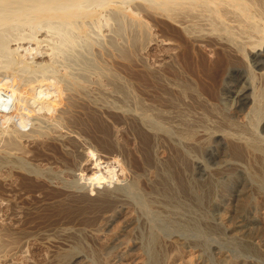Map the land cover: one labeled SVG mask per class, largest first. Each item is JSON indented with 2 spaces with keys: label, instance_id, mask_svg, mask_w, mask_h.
Wrapping results in <instances>:
<instances>
[{
  "label": "rangeland",
  "instance_id": "1",
  "mask_svg": "<svg viewBox=\"0 0 264 264\" xmlns=\"http://www.w3.org/2000/svg\"><path fill=\"white\" fill-rule=\"evenodd\" d=\"M136 2L144 5L141 0L129 5ZM127 6L120 7L123 34L115 31L120 27L110 21L114 34L110 27L102 26L101 34H93L96 39L90 40L88 50L92 53L81 50L85 46L80 48L81 54L94 61L87 60L82 67L74 64L70 70L78 74L86 67L85 74L92 81H85L86 75L83 79L81 74H72L84 90H72L77 97L71 90L65 91L72 98L63 97L59 110L51 114L60 115L58 120L41 129L43 132L18 139L11 148H6L5 138H1L0 237H5L0 241L20 264H58L56 254L72 252L70 248L76 244L80 248L76 254L73 250L64 264H169L171 252L178 251L171 264H264V191L253 189L257 187L251 183L256 155L242 148L237 154L243 155H235L227 141L233 135L258 136L254 139L264 147V121H259L251 98L241 110L232 111L225 95V82L239 78L252 86L264 111V80L257 69L248 74L247 57L230 64L218 46L196 42L167 19L145 14L136 5ZM126 20L132 24L129 29ZM131 26L139 37L129 33ZM107 34L118 39L117 44L109 41L113 47L106 42ZM163 40L172 45L160 46ZM114 45L119 48L114 50ZM94 63L98 69L90 65ZM230 65L237 68L229 70ZM110 73L116 78H110ZM245 95L251 97V89ZM6 98L1 99V106ZM21 126L22 133L28 134L31 124ZM252 132L256 135L251 136ZM218 149L223 152L220 157L209 155ZM86 157L98 165L83 173L79 169L86 167ZM149 171L152 174L148 175ZM165 176L168 194L174 198L160 193ZM100 177L98 184L95 179ZM180 182L188 191L181 190ZM233 183L232 193L242 186L250 188L248 201L228 213L229 226L215 229L211 226L220 220L219 206ZM103 191L119 194L127 208L110 205L103 200ZM246 211L249 222L238 226L237 214ZM10 241L14 245H9ZM14 246H22L23 257Z\"/></svg>",
  "mask_w": 264,
  "mask_h": 264
},
{
  "label": "bare ground",
  "instance_id": "2",
  "mask_svg": "<svg viewBox=\"0 0 264 264\" xmlns=\"http://www.w3.org/2000/svg\"><path fill=\"white\" fill-rule=\"evenodd\" d=\"M133 1L135 0H0V102L3 97L7 96L6 98L7 102L3 104V106L0 105V143L2 141L3 142L6 141L4 143L6 145L5 147L11 148L13 147L15 141H17L18 139L19 140L23 139L24 137L29 136V134L31 133L33 135V133L36 134L40 131L43 132L41 129L47 128L48 126L54 124L53 121L58 120L57 117L60 115L55 114V116H52L51 114L54 113L56 109H57L56 111L59 110L58 107L60 108L63 97L64 99L72 98V97H67L66 96L67 94H65V91L71 90V93H72V90L74 91V90H77L78 88L79 89L82 88L84 90V86L82 85V83L77 79V77L72 75L76 73L75 72L73 73V71L70 70V67L74 64L75 65L79 64L81 67L83 65L86 66L88 57L84 54H81L82 53L81 50L87 49V51L85 50L86 53H89V52L92 53L90 50H88V47L89 49H91L90 48L91 44H89L91 43L90 40H92V38H95L93 37V34H96L98 32H99V35L101 34L100 29L102 26H103L102 29L108 26L110 27L109 29L111 30L112 24L111 23L109 24V22L114 21L113 23L114 24L116 23L115 26L117 25V27L118 26L120 27V28H115V31H118V32L120 31V33H122L121 31L124 30V27H123V24L121 23L122 20L120 17V14H121L120 7L123 4H128V6L130 7H133V5H136L138 7L139 4L137 2L133 3V5H129V3ZM141 1L144 2V5L140 4V6L137 8L139 11L140 10L145 11V14L147 12H150L152 14L157 15V17L160 16L164 19H167L169 22L177 26L180 29V31H183L188 36V38L190 37L196 42L205 43L206 45L212 44L213 46H218V49L220 48V51L221 49L224 51L225 56H226L225 58H227V61L230 64L231 63L233 64V62L235 61L237 62V59L240 60L239 58L247 57L248 59L247 67L251 69V71L248 70L249 68L247 69L248 71L251 72L248 74L253 75V73L255 72V69H257L259 71V72H256L258 77L264 80V0H141ZM142 6H144V9L142 8ZM126 16L127 15L125 16L123 15L124 18H126L127 20L128 19L130 20V17L127 18ZM127 20H126V23H128ZM108 24L111 26H109ZM128 24L129 26H127V29H129L128 27L132 25L130 23ZM112 28L113 29L109 31L111 33L114 30V27ZM142 28H144V26H142ZM132 29L133 31L129 30V33L133 32V34L131 35H134V36L136 33L135 37H139L138 36L139 33L134 32V28ZM104 32H107V29ZM144 33L146 35V33L148 32H143V34ZM107 35H108L107 38L109 39H106V42L108 40V42L109 41L114 42V43L116 42L115 44H117L118 39H116L115 41L114 35L113 36H110L109 34ZM116 35L121 36V34H116ZM109 36L111 37V40ZM99 37L100 36H97L98 39H101ZM132 39L133 38H130V40ZM95 42H97V40H95ZM160 42H161L160 46L163 47L164 45L165 46L168 45L170 47L171 43L169 41L163 40ZM99 43H100L99 45H101L102 40ZM113 44L111 43L109 45L113 47L112 46ZM114 46H116L114 47V50H116L118 46L117 45H114ZM103 47L105 46L103 45L102 48ZM80 48L82 49L80 50ZM217 51L218 50L216 49V52ZM96 52H98V50ZM209 52L211 53V51ZM224 53H222V55ZM225 58L223 57V59ZM89 59L90 60H88V63L89 61L93 60L91 58ZM224 63H227V62H224ZM90 65L91 66L93 65L94 68L98 67L95 63L90 64ZM59 67H61V69H59ZM85 68L86 67L83 68L82 73L77 72L78 74H81L79 75V77H82L83 79H86L88 75V74L87 75L85 74V71H86ZM104 68L108 69L107 67H104ZM236 68L237 67L230 65L229 70H233ZM73 69H75V67ZM103 74H104L103 72L100 73L101 76H105V74L104 75ZM85 75H86V78H84ZM96 75L98 76L97 78L99 79V75L98 74ZM106 76L105 78H107ZM109 76L110 78H116L114 74L113 75L111 74ZM88 78L85 81H89V80L92 81L90 75ZM247 79H249V77H247ZM95 80L96 81L94 82H97L96 78ZM91 81L89 82L91 83ZM109 81H113V80H109ZM225 84H226L225 86L226 98H230L229 101H227L230 110L232 111L241 110L240 108L242 107V105L246 104L247 99L250 100L251 98L252 103H253V108L256 109L258 113L260 114L259 121L261 122L264 121V113H263L264 111L262 110L263 108L262 104H260L261 102L260 97H257L254 94V89H252V86H249L247 84L245 85L243 82H241V79L239 78L234 79L233 77H230L229 80L225 82ZM70 88H73V89H70ZM88 88H89V85H88ZM249 89H251L252 95L251 97L249 96L248 98V96L245 95V91ZM86 91L87 90L85 89L84 92L86 93ZM72 95H74V93H72ZM88 95L90 94L88 93ZM74 97H77V96L74 95ZM80 98L83 99L82 97H79V99ZM70 100L72 101V99H68V102ZM73 102H74V98H73ZM233 115H231V117ZM225 117H229V116H225ZM17 122L20 125H22L21 128L26 126L27 123L31 124V129L27 128L29 133L28 134L25 132H24L25 134L22 133L23 131H21V129L19 128V124H17ZM225 123L227 122L225 121ZM230 123L232 124L231 121ZM244 128L246 129V127ZM159 129L160 128H158V130ZM236 130H240V129L237 128ZM141 135H144V134H141ZM190 135L191 134H189L188 137H190ZM255 135L256 134L254 135L251 134V136H255ZM246 137L239 136V135H233V136L227 137L228 139L231 140V141L229 140L227 141L231 143L232 150L236 152L235 155L237 154L240 148H242L243 150L245 149L246 151L248 150V153L250 152L256 155L257 166H256V170L251 175V183L257 187L253 189H256L259 192L260 190L264 191V147L263 145L259 143V141L254 139L258 136L252 139L246 138ZM1 138L2 139L5 138L6 140L4 139L1 141ZM259 138H262V137H259ZM149 139H147V141ZM192 146L194 147V145ZM213 150L212 152L209 151L211 152L209 155L214 156V157L222 152L221 150L219 151V149L217 151H213ZM176 151H178V149H176ZM225 152L227 151L225 150ZM148 154L150 155V153ZM237 155H243V154H237ZM84 162L85 163H83V165L86 167H82V168L80 167L79 169L83 173H85V171H88V169L92 171L98 165L96 161L92 162L91 158H87L86 160H84ZM212 162L218 163L217 161H214V160H212ZM92 163H93V166L88 168L89 165ZM252 165L255 166V164H252ZM149 174H152V173L149 171L148 175ZM152 176L154 175H150L151 180H153L152 178L155 177V176L154 177ZM102 179L103 177L97 178L95 179V182L99 184L100 182H102ZM166 179H167L166 176L163 177L162 179L161 184L163 186L161 188L162 192L160 191V193L163 194L164 197H168V196L170 197V194H168L169 190L166 188L167 187L166 183H164ZM183 182L186 183L185 181ZM233 182H236V181H233ZM184 183L182 182L179 183L180 188L181 190L183 188L185 189V191H188V188L185 186L186 184ZM235 185H236L235 183H233V185H230L229 194L227 195L225 200L222 199L224 201L219 206V214H220L219 219L220 220L214 223L212 226L211 224H209L211 227L216 229V227H221L222 225L229 226L230 221L229 222L227 221L228 219L227 216H229L228 213L229 212L231 213V211H235L237 208L239 209V206L242 207V205H244V203L248 201L249 194L251 193L250 188L249 187L246 188V186H242L240 188L234 189V193H232L233 192L232 188H234ZM91 194L92 193H90V195ZM102 194H103V200L105 199L106 201H108L110 205L112 204V205L119 206V208L121 209L127 208V205H126L127 203L122 204L124 202V199H122L121 197L118 198L119 194H114V193L107 192V191H103ZM173 195L174 194H172L171 197H173ZM195 195L197 194H194V196ZM86 196L88 197L87 194ZM149 200L150 199H148V201ZM106 209L108 210V208ZM249 216L250 214L247 211L246 213L237 214L236 216L237 220L235 219L237 225L241 226L245 220L248 221L249 220L248 218H250ZM254 219L255 218L253 217V219L251 220L254 221ZM3 223H6V222H3ZM228 228L229 227H226L225 229L228 230ZM211 230L213 231L214 229H211ZM4 237H0V240L2 242H3L2 239ZM6 240L7 239H5L4 241ZM1 241H0V264H20L19 262H17L19 259L15 261L16 258L13 259L11 257L10 250L5 245H3ZM10 242H8L9 245L10 244L12 245L13 244L12 241ZM250 244H253V243H250ZM79 246L76 244L73 248H70V249H73L75 251L76 249L80 248ZM16 247L15 249H17V252H20L22 255V253L24 252L23 251L24 249L22 250V246L21 247L18 246L17 248ZM73 250L72 252H74ZM76 251H75V254H76ZM261 251H262V254L264 255V250H261ZM69 252L67 251V253L61 252V254H58V255L56 254L55 259L58 261V264L59 263L64 264V261L66 262V260L71 258V255L73 254L72 252L71 253ZM171 253L172 254L169 255L170 257L168 258L169 264L175 261V259L178 256L179 251L178 253L177 252H171ZM21 255L20 257L24 256V255L22 256ZM81 262L80 264H89V262L87 263L84 261L82 263Z\"/></svg>",
  "mask_w": 264,
  "mask_h": 264
}]
</instances>
